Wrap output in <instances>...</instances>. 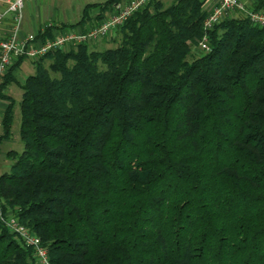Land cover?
I'll return each instance as SVG.
<instances>
[{"label": "trees", "instance_id": "1", "mask_svg": "<svg viewBox=\"0 0 264 264\" xmlns=\"http://www.w3.org/2000/svg\"><path fill=\"white\" fill-rule=\"evenodd\" d=\"M118 4L59 29L88 32ZM209 15L203 0H152L115 48L52 52L23 84L12 73L25 59L9 70L24 149L7 154L0 204L51 264H264V27L208 31ZM0 264H37L1 222Z\"/></svg>", "mask_w": 264, "mask_h": 264}, {"label": "built area", "instance_id": "2", "mask_svg": "<svg viewBox=\"0 0 264 264\" xmlns=\"http://www.w3.org/2000/svg\"><path fill=\"white\" fill-rule=\"evenodd\" d=\"M31 0H8V9L0 13V25L8 21L10 30L0 42V112L3 84L11 67L20 59L36 61L55 51H62L69 47L97 43L122 28L137 12L149 6L152 0H131L125 4H118L114 12L103 20L101 24L88 32L64 30L54 25H47L43 33L52 29L53 37L42 39L37 34L22 35L24 11ZM210 15L205 22V29L213 30L228 19L247 18L258 27H264V11H256L241 0H203ZM207 37L201 44L203 51L209 52ZM0 222L19 239L22 244L31 248L37 264H51L48 249L43 246L41 239L22 226L18 219L3 213L0 204Z\"/></svg>", "mask_w": 264, "mask_h": 264}, {"label": "crops", "instance_id": "3", "mask_svg": "<svg viewBox=\"0 0 264 264\" xmlns=\"http://www.w3.org/2000/svg\"><path fill=\"white\" fill-rule=\"evenodd\" d=\"M109 0H31L26 4L24 11V22L22 26V35L26 34H37L43 33L44 28L47 25L60 26H71L80 22L84 10L89 5H104ZM131 0H119V3L125 4ZM248 5L254 4L256 0H241ZM116 7V6H115ZM8 9V0H0V13L6 12ZM115 9V8H114ZM208 11V9L205 7ZM100 14V9L92 10L90 16L95 17ZM10 25L8 21L0 25V42L5 38ZM18 62V61H17ZM15 62V64L17 63ZM14 64V65H15ZM35 73L34 61L25 59L12 73L13 78L20 84H23L30 76ZM6 99H2L1 112H0V137L3 135L2 120L5 111L10 106L11 102H14V124L12 129V137L9 140L2 141L0 144V155L2 154V148L5 145H19V130L18 134H14V127L18 122L21 123L20 115V103L22 101L23 92L20 87L12 82L4 90L3 94ZM9 148L7 155L11 151ZM17 152V151H16ZM7 163L11 161L7 157Z\"/></svg>", "mask_w": 264, "mask_h": 264}, {"label": "rangeland", "instance_id": "4", "mask_svg": "<svg viewBox=\"0 0 264 264\" xmlns=\"http://www.w3.org/2000/svg\"><path fill=\"white\" fill-rule=\"evenodd\" d=\"M174 0H163L164 4L166 6H169L170 4H172ZM117 30L115 32H113L110 36L98 41L97 43H90L88 45H90L91 49H95V50H99V51H103V50H107V49H111V48H115L116 46H118V42H117ZM51 64L50 61L46 62L45 65L46 67H49ZM20 128V122H18V124H16V126L14 127V134L17 135L18 134V130ZM19 145H5L2 150V154L0 155V175H3L5 173L10 172L11 167H12V162L7 163V155H5L9 148H11L10 150H15L19 153L23 152L24 146L22 144V142L19 140Z\"/></svg>", "mask_w": 264, "mask_h": 264}]
</instances>
